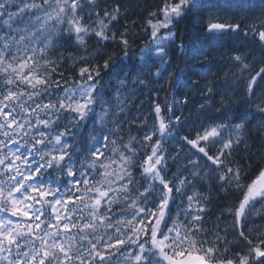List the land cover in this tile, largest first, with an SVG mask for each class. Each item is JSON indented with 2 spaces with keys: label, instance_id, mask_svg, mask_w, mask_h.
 <instances>
[{
  "label": "snow or ice",
  "instance_id": "obj_1",
  "mask_svg": "<svg viewBox=\"0 0 264 264\" xmlns=\"http://www.w3.org/2000/svg\"><path fill=\"white\" fill-rule=\"evenodd\" d=\"M0 264H264V5L0 0Z\"/></svg>",
  "mask_w": 264,
  "mask_h": 264
},
{
  "label": "trees",
  "instance_id": "obj_2",
  "mask_svg": "<svg viewBox=\"0 0 264 264\" xmlns=\"http://www.w3.org/2000/svg\"><path fill=\"white\" fill-rule=\"evenodd\" d=\"M158 2H160V0H139V3L141 5H143V6H145V7L148 6V5H152L154 3H158ZM252 2L255 4L257 10L259 9V7L264 5V0H252ZM135 3H136V0H133V6L135 5ZM135 11L137 13H142V14L141 15H137V16H133V19H135L137 21H142L143 18H144V15H146V13H143V9L142 8L141 9H135ZM237 19H239V17H237ZM194 27H195L194 18H190L189 21H184V22H181V24H180V29L182 31L185 30V29H188V30L191 31L192 29H194ZM136 32L140 34V37L137 39L136 44H137V46H142L146 42L147 37L144 36L141 27L136 28ZM224 42H225V45L228 48H231L233 46H238V45H233L230 41L227 40V38H224ZM204 50L208 51V46L207 45H204ZM110 51H111V49H110ZM223 51H225V48L221 47L220 45H217L216 46V52L211 53L213 58H215L218 63H222L223 62L221 60V57L218 54L219 52H223ZM173 63H174V66L178 65L181 68L184 67V63L182 61L178 60L175 55H173ZM258 70H259V66H257V68L254 71H258ZM226 71H228V70L226 69ZM232 71H234V69ZM254 71L251 74H254ZM221 75H223V73H221ZM163 95H164V93H161V96H163ZM173 171H175V169H173ZM250 178H254V174H252ZM247 182H250V179L245 181V183H247ZM229 202H231V201H229ZM256 207L260 208V205H256ZM212 220L213 221L215 220V216L212 217ZM228 238L230 240L232 239L231 236H229ZM252 239H253V242L255 243L256 242L255 235H253Z\"/></svg>",
  "mask_w": 264,
  "mask_h": 264
}]
</instances>
